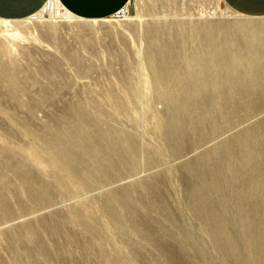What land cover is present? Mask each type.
I'll use <instances>...</instances> for the list:
<instances>
[{"label": "rangeland", "instance_id": "rangeland-1", "mask_svg": "<svg viewBox=\"0 0 264 264\" xmlns=\"http://www.w3.org/2000/svg\"><path fill=\"white\" fill-rule=\"evenodd\" d=\"M49 1L31 17L0 19L22 85L12 98L0 82V264H264V16L223 0H130L120 18L80 20L53 18L60 4L48 11ZM152 24L158 36L184 30L183 51L149 52L183 72L180 116L152 94L153 76L161 89L179 84L160 63L147 70ZM114 94L131 99L127 110L108 102ZM74 111L87 119L82 132L101 122L121 138L124 161L106 176L90 157L77 176L26 159V131L44 147L52 135L66 141ZM156 120L186 129L181 146Z\"/></svg>", "mask_w": 264, "mask_h": 264}, {"label": "bare ground", "instance_id": "bare-ground-1", "mask_svg": "<svg viewBox=\"0 0 264 264\" xmlns=\"http://www.w3.org/2000/svg\"><path fill=\"white\" fill-rule=\"evenodd\" d=\"M49 3H50V6H49ZM49 3L46 4V6H45V7H49L48 11H50L51 10L50 8L53 7V4H55L57 2H56V0H50ZM59 7L60 8H58V9H53V11H52L53 18H57V17H61V16H63V17L72 16L61 5ZM125 8L126 7H124V9ZM78 19H80V18H78ZM176 25L180 26V23H178ZM148 27H150L149 31H152L153 34L150 33V34L145 35L146 50H147L146 51V54H147L146 65L148 67L147 70L151 71V72H155L154 70H158L157 65H158V63H160L162 65L160 68L169 74L168 76L171 78V80H174L173 83H175V81L179 82V84H177V86L174 88L170 84L171 86L169 85V86L161 89V86H159V83H158L159 79L157 80V77L154 78V76H153L151 79V88L153 90L152 94H154V92H155V94L159 98H162L164 100L166 112H171L170 114L175 113V114H178L180 116L181 115V108L179 106V101H181L182 98L185 95H187V92H188L187 85L180 83V81H179V79L182 80V78H183L182 77L183 72L179 68L175 67V65L173 63L174 62L173 59H170V60L153 59L149 56V54H150L149 52L151 49L154 51V53H157V54L159 52H161L163 49H175V50L180 49V51H183L186 48L185 42L183 41L184 30L181 28L179 29V27H178L177 28L178 32L176 34L170 35L169 37H166V36H158L156 34L158 32L157 28H159V26L157 24H152V26L150 25ZM152 27H154V28L152 29ZM154 32H155V34H154ZM210 34H212V33H210ZM159 38H160L161 42L158 41ZM232 39H234V38H232ZM5 56H6L5 45H4V43L0 42V82L6 81L9 85L8 94L12 98H16L18 88H20V86H22L19 82V77L17 76V72H16L17 70H19V68L17 66V62L15 61L16 59L15 60H6ZM219 58H220V56H219ZM188 60L190 61V65H191V67L188 70H195V68H196V65H194L195 59L189 57ZM196 63H197V61H196ZM249 63H252V62H249ZM52 65H54V64H52ZM49 69L54 70L56 68L50 67ZM227 73H229V72H227ZM223 80H225V78ZM107 98H108L107 100H109L108 102H111V104L114 106V108L116 110H120V111L127 110L128 107L132 104L131 99L126 101L124 99V97L117 96V94L112 95V97L109 95ZM95 111L97 113H102V111L100 109H96ZM0 113L7 115V112L1 107H0ZM73 114H74V117H73L74 125H73V127H69V128L65 127V125H64L65 123L63 121V126H64V129H65L66 134H67V140L66 141H62L60 138L57 137V135H52L49 138H47V140L49 142V146L47 145L46 147H44V145L40 139L37 140L35 138L34 134L31 133V131H26L27 135H32V137H33L32 138L33 141L31 143L30 147L28 148L29 150H28V154L26 156V159H28L30 161H35V162H38V161L44 162L45 164L49 165L53 169L55 176H57L60 173V171L64 172L65 175L67 174L69 176L70 175H76L77 176V175H83L85 173V172H81L78 170V168H79L78 165L81 164L79 161L85 159L86 157H90L91 166H93V169L96 171V174L106 176L107 170H108L107 167H113L119 163L122 164L124 161L123 148L121 147V142L119 141L121 138L118 140V137H117L118 134L115 131V129L106 128L105 125L100 124L101 122L100 123L97 122L96 125H93L94 127H91V128H88L89 126H91L88 124V127H87L88 130L86 132H82L80 130V128L82 126H87V119H85L83 117L84 113L81 111H74ZM154 127H156L160 132H162L166 136L165 139H167V141L169 142L168 144L174 146L175 149H177L178 146H181V142L184 139L185 135L187 134L186 129L183 128L182 126L179 128H173L170 125L168 126L162 120L161 121L156 120ZM107 133H108V135H114L113 138L110 140L105 139L104 134H107ZM177 134H179L180 136L182 135V137H181L182 140L180 139L178 141V139H175ZM127 141H128V143H131L132 138L129 136L127 138ZM62 144H64L66 147L61 146ZM56 149H60V151H58V155H55V153H53L54 150H56ZM18 150H19V148L15 147V148H12L9 152L7 150L3 153L5 155H8L11 152L17 153ZM100 152H102L105 155H101L102 153H100ZM43 153H44V155H43ZM66 158H69L70 160L72 159V161H69V164H65L64 162L62 163L61 161L65 160ZM149 159L151 160V159H153V157L149 156ZM123 166H125V165H123ZM110 169H112V168H110ZM122 170L124 171L125 169H122ZM114 171H115V169H114ZM109 172L110 171H108V174H109ZM117 173L119 174L120 172L117 171ZM121 176H123V175H121ZM118 178H120V177L118 176ZM242 198L247 200V202H248L247 204H249L250 199L252 197L250 196V199H248L249 197L244 194V195H242ZM250 204H252V203H250ZM15 257H19V255L15 254Z\"/></svg>", "mask_w": 264, "mask_h": 264}, {"label": "crops", "instance_id": "crops-1", "mask_svg": "<svg viewBox=\"0 0 264 264\" xmlns=\"http://www.w3.org/2000/svg\"><path fill=\"white\" fill-rule=\"evenodd\" d=\"M48 0H0V19L21 20L36 14ZM130 0H56L69 14L83 19L114 16ZM230 10L244 17H263L264 0H223Z\"/></svg>", "mask_w": 264, "mask_h": 264}, {"label": "built area", "instance_id": "built-area-1", "mask_svg": "<svg viewBox=\"0 0 264 264\" xmlns=\"http://www.w3.org/2000/svg\"><path fill=\"white\" fill-rule=\"evenodd\" d=\"M124 15V8H122L121 10H119L114 16L120 18Z\"/></svg>", "mask_w": 264, "mask_h": 264}]
</instances>
